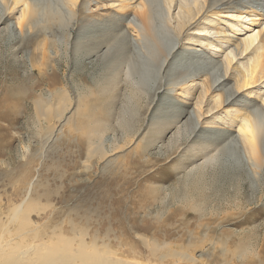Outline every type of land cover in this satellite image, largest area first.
Instances as JSON below:
<instances>
[{"label": "rangeland", "instance_id": "rangeland-1", "mask_svg": "<svg viewBox=\"0 0 264 264\" xmlns=\"http://www.w3.org/2000/svg\"><path fill=\"white\" fill-rule=\"evenodd\" d=\"M22 1L35 12L19 30ZM209 1L185 11L178 0H80L75 10L0 0V201H18L32 180L41 206L113 228L125 258L162 264L154 242L202 264H264V159L253 164L238 135L246 111L264 124V87L235 92L251 56L235 48L249 17L215 15ZM213 1L264 10V0ZM138 4L149 7L150 34H136ZM256 21L264 28V15ZM229 49L237 57L226 64ZM95 126L98 136L84 133Z\"/></svg>", "mask_w": 264, "mask_h": 264}, {"label": "bare ground", "instance_id": "bare-ground-1", "mask_svg": "<svg viewBox=\"0 0 264 264\" xmlns=\"http://www.w3.org/2000/svg\"><path fill=\"white\" fill-rule=\"evenodd\" d=\"M19 1L21 0H13L11 3L15 5L19 3ZM79 1L80 0H65L66 3L68 2L74 7V10ZM178 1L185 11H189L191 8L190 3L195 2V0ZM1 3L6 9L11 5L8 0H1ZM22 3L24 6L15 22V27L19 30L25 23L27 24L31 21L35 12V6L31 3L25 1H22ZM195 4L196 3L193 5ZM253 5L254 4H243L244 7L225 6L226 8L223 6L226 10L222 7L220 9L224 11H218L216 10L218 6H216L214 1L212 2V0H210L207 3V8L214 10L213 14L215 15L221 14L226 18L233 19L249 17L248 25H244V27L252 31L241 40V47L238 45L235 47L237 49V54H243L244 57L249 53L251 54V56L247 57V61L242 63V71L235 74V92L238 93L246 91L255 85H259V88L264 87V28L261 30H254L250 27V25L257 23L256 19L260 20L262 18L264 10L262 9L261 14L260 11H256ZM135 7L136 11L144 20V25H142V27L138 26L135 28L136 34H150L149 32H151L152 28L149 7L146 4H138ZM209 32L212 36H216L215 39L217 41L230 45V40L225 37L226 34L223 30L219 29V27L212 28ZM44 44L45 42L41 43L42 52H44ZM235 56L236 53L233 54V49H229L224 59L226 64L234 62L232 60ZM228 77L229 76H225L224 80ZM208 82V87L212 89V91L219 85L214 86L212 82ZM231 92L232 91L229 92L230 96L232 94ZM262 93L263 96L260 95L261 110L262 108L264 110V91H262ZM217 97L214 106L225 104L228 99V96L224 94ZM42 110L44 113L46 109ZM183 112L182 110L178 115L180 116ZM254 113V111L252 113L250 111L243 113L238 126V135L239 142H241V146L244 147L249 160L256 165L259 159H264V149L261 147L264 124L257 118V113ZM100 130L101 128L99 126H95L85 129L84 133L89 132L91 135L98 136ZM213 138L216 140L218 135L215 137L213 136ZM231 141L233 144L238 143V139L234 140L233 138ZM209 158V162L214 160L213 156ZM32 186L33 182L31 180L27 183L26 189H24V195L16 202L3 203L0 201V264H148L143 263L138 258H125L122 255L123 252L117 249L116 245L118 244L114 241V237L111 234L114 232L113 228L109 226L104 227L101 229L102 231L96 228L92 229L90 225H87L90 222L88 218L83 217L80 221L69 214L64 215L62 213V215H59L57 213L59 210H57V207H55V205L53 206V204H43L42 206L48 205L45 209L47 207L50 208L52 205L50 210L45 212V209L42 208L39 203H36L34 201L35 199H32ZM199 210L201 211L199 217L206 214V209L204 207ZM32 213L34 217L31 216L33 215ZM99 245H101V247H99ZM146 246L147 249H151L150 252L154 256L159 251L161 252L158 260L160 259V263L162 264H202V259L196 258L185 250H164L165 252H162V248L160 247L163 245H156L154 242H147ZM239 254H242V252Z\"/></svg>", "mask_w": 264, "mask_h": 264}]
</instances>
